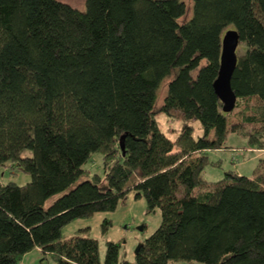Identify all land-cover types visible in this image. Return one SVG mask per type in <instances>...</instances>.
<instances>
[{"label": "trees", "instance_id": "1", "mask_svg": "<svg viewBox=\"0 0 264 264\" xmlns=\"http://www.w3.org/2000/svg\"><path fill=\"white\" fill-rule=\"evenodd\" d=\"M186 12L183 0H0V177L29 175L0 180V264L33 248L56 264H264V166L201 177L229 132L264 154V0H193ZM229 28L242 49L224 112L213 82ZM159 112L182 121L174 138ZM95 151L103 175L80 180ZM129 190L161 214L133 263L119 260V242L106 241L101 263L95 238H61Z\"/></svg>", "mask_w": 264, "mask_h": 264}, {"label": "rangeland", "instance_id": "2", "mask_svg": "<svg viewBox=\"0 0 264 264\" xmlns=\"http://www.w3.org/2000/svg\"><path fill=\"white\" fill-rule=\"evenodd\" d=\"M78 8L84 9V0H62ZM187 7L184 17H188L192 13L193 0H183ZM241 50V45L237 50ZM166 88L158 92L160 99L164 95ZM254 102L255 99H249ZM244 105H242L243 107ZM240 108H235L229 117L230 121H235V114ZM158 127L169 138H174L182 127V121L177 118H169L163 112H159L155 116ZM194 134L200 135V123H193ZM29 150H24L23 155L29 154ZM102 154L100 152H92L88 160L83 164L87 171V175H83L81 179L88 178L94 173L103 175L101 165ZM264 166V154L256 149L248 146L246 137L229 132L224 141L222 148L209 150L207 153V163L204 165L201 177L207 182H216L224 176L227 170H234L238 174L245 176L255 175L257 170ZM0 180L3 183L12 181L16 184H24L29 180V175L22 171L7 170L2 174ZM79 180V181H80ZM204 187V186H203ZM60 194H56L46 201L49 205ZM105 220H109L105 224ZM161 214L159 209L153 212H146V202L143 196H135L133 190H129L125 199L119 201L116 208L112 211H97L90 216L80 217L71 220L61 229V238L68 239L75 235L95 238L99 247V258L101 263L104 262L106 252V241L119 242V260L126 259L134 262V252L137 246L149 236L160 224ZM18 264H56L49 254H43L38 248L25 253L19 260ZM173 264H203L198 261L178 260Z\"/></svg>", "mask_w": 264, "mask_h": 264}, {"label": "water", "instance_id": "3", "mask_svg": "<svg viewBox=\"0 0 264 264\" xmlns=\"http://www.w3.org/2000/svg\"><path fill=\"white\" fill-rule=\"evenodd\" d=\"M238 42L239 34L236 29L229 28L223 32L221 36L219 68L213 82V88L222 102V110L224 112L230 111L236 101V95L231 88V77L237 62L236 49ZM121 148H123L122 144Z\"/></svg>", "mask_w": 264, "mask_h": 264}]
</instances>
